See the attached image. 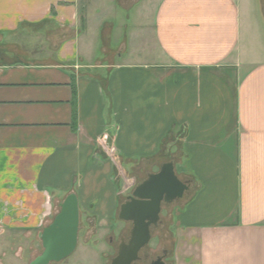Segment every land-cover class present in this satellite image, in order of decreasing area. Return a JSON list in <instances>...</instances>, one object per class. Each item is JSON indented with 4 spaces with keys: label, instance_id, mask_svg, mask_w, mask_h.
I'll list each match as a JSON object with an SVG mask.
<instances>
[{
    "label": "crops",
    "instance_id": "0c3cea01",
    "mask_svg": "<svg viewBox=\"0 0 264 264\" xmlns=\"http://www.w3.org/2000/svg\"><path fill=\"white\" fill-rule=\"evenodd\" d=\"M121 2L0 0V242L70 193L113 227L117 188L171 162V264H264V0ZM105 3L131 28L93 26Z\"/></svg>",
    "mask_w": 264,
    "mask_h": 264
},
{
    "label": "water",
    "instance_id": "95a60500",
    "mask_svg": "<svg viewBox=\"0 0 264 264\" xmlns=\"http://www.w3.org/2000/svg\"><path fill=\"white\" fill-rule=\"evenodd\" d=\"M186 191L188 184L178 179L171 162L164 163L157 173L149 174L136 186L118 210V219L133 225L130 246H121L110 264L135 262L138 252L147 246L150 232L157 226L162 205L178 201ZM78 228L79 202L76 194L70 193L60 203L52 222L40 233L42 251L29 264H50L70 256L77 244Z\"/></svg>",
    "mask_w": 264,
    "mask_h": 264
},
{
    "label": "rangeland",
    "instance_id": "374dc122",
    "mask_svg": "<svg viewBox=\"0 0 264 264\" xmlns=\"http://www.w3.org/2000/svg\"><path fill=\"white\" fill-rule=\"evenodd\" d=\"M121 5L124 6H129L133 0H121ZM80 6H84V2L80 1ZM104 7L106 8V12L104 13L105 15H102L101 17H95L92 20V25L96 26L98 25L102 18L104 16H107L105 18V22H107L109 25H114V27H117V25L120 24V21L122 18H124V21L126 24L130 25L131 28V22L133 20V13H134V8L130 9H119L118 7H115V10L117 13H114V10L112 11L113 7L109 4H104ZM245 7L247 8V11L250 10L253 11L256 8L255 5L248 3L246 4ZM93 9V8H91ZM83 15L84 13L87 12V6L85 8H81ZM137 10V9H135ZM85 11V12H84ZM252 27L256 29L257 25L253 22ZM251 28L252 31L254 29ZM256 40V38H255ZM261 40V39H260ZM26 41H30L31 44H34L33 47L40 50L41 45L40 41L34 40L31 38V36L26 38ZM261 41H264L262 39ZM117 40L115 39V42L112 41L111 48H115ZM38 44V45H35ZM99 44H96V59L105 62L103 59L106 57H110V52L106 50V54L100 53L98 51ZM81 49V48H80ZM108 55V56H107ZM117 57L116 61H120V59L124 60L125 57ZM100 160L102 158L98 156ZM159 168L157 166L154 167L153 171H157ZM134 175L139 176L140 178L137 179V182H142L145 180V175H141L140 171H137L134 173ZM125 177H129V174H126ZM132 178V177H131ZM129 187L125 191H119L117 188V194L121 196H127L130 195L133 186L136 182V179H132L130 181H127ZM136 182V183H137ZM62 201L58 200L55 203H53L52 206V211L50 216L48 217L47 221L45 222L44 226L41 228V231L43 228L47 227L55 217V215L59 212L60 210V203ZM181 200L174 202L172 205L169 207H162L161 210V215L160 217L162 220H164L165 227L164 230H158L154 234V238L157 237H162L165 245L172 250L173 245H174V231L175 229L172 227V222H171V215L173 210L175 209L176 205L180 204ZM119 210V208H118ZM117 214V211H116ZM111 222L113 225V229L119 228L122 226V223L117 219L116 215L114 214V217L111 218ZM79 245H78V250L77 252L69 257L67 261L63 262L62 264H74L76 261H79L80 264H108L109 263V256H111L112 250H110L108 247H105V245L102 243L103 237L106 234V229L102 225L97 226L94 218L92 217V214L88 213L84 209H79ZM27 235L26 233H24ZM9 242H0V264H29L36 256H38L41 251V242L40 239L34 237L33 239H29L26 236L20 238L17 242H11V239H9ZM91 240L94 241V245L96 246V249L93 250L91 249L90 244L87 246L85 245V241ZM162 244L158 245L156 248L161 247ZM151 246L155 250L156 246V240L151 241ZM102 253L105 255L103 256ZM170 261V258L168 259V262Z\"/></svg>",
    "mask_w": 264,
    "mask_h": 264
},
{
    "label": "flooded vegetation",
    "instance_id": "af4514ba",
    "mask_svg": "<svg viewBox=\"0 0 264 264\" xmlns=\"http://www.w3.org/2000/svg\"><path fill=\"white\" fill-rule=\"evenodd\" d=\"M132 192L130 193V195L132 194ZM130 195H127L122 203L126 202L127 197ZM170 205L163 204L162 207H169ZM162 207H161V210H162ZM160 215H159V221L157 223V226L153 228V230L150 232V240L147 246H144L143 248H141V250L138 252V259L135 262H132L131 264H155V263L171 264L170 261L168 262V259L170 258L171 260L172 250H170L165 245L162 237L154 238L155 232L158 230H164V227H165L164 220H162ZM120 223H122V226L119 228H115V229H113L114 227L107 228L106 234L102 240V243L105 245V247H108L110 250H112L111 256H109L110 258H109L108 264H110L111 261L117 256L119 248L121 246L123 247L130 246V241H131L130 233L132 231L133 225L131 222L120 221ZM79 232H80V229L78 228L77 244L72 254L60 262H52L50 264H62L63 262L67 261L69 257H71L77 252L78 245H79ZM154 240H156L155 250L151 246V241H154ZM93 243L94 241H91V240L85 241V245L88 246L90 244L91 249L95 250L96 246ZM160 244H162L161 247L156 248ZM102 255L104 256L105 254L102 253ZM74 264H80V262L76 261Z\"/></svg>",
    "mask_w": 264,
    "mask_h": 264
},
{
    "label": "trees",
    "instance_id": "16d2710c",
    "mask_svg": "<svg viewBox=\"0 0 264 264\" xmlns=\"http://www.w3.org/2000/svg\"><path fill=\"white\" fill-rule=\"evenodd\" d=\"M74 119H75V116H74Z\"/></svg>",
    "mask_w": 264,
    "mask_h": 264
}]
</instances>
